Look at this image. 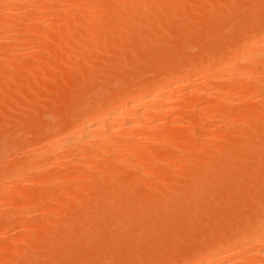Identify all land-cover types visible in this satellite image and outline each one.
I'll list each match as a JSON object with an SVG mask.
<instances>
[{
	"label": "rangeland",
	"instance_id": "374dc122",
	"mask_svg": "<svg viewBox=\"0 0 264 264\" xmlns=\"http://www.w3.org/2000/svg\"><path fill=\"white\" fill-rule=\"evenodd\" d=\"M3 1L0 264H190L264 220V64L218 70L263 36L264 0ZM160 82L178 94L151 131L48 155Z\"/></svg>",
	"mask_w": 264,
	"mask_h": 264
},
{
	"label": "bare ground",
	"instance_id": "6f19581e",
	"mask_svg": "<svg viewBox=\"0 0 264 264\" xmlns=\"http://www.w3.org/2000/svg\"><path fill=\"white\" fill-rule=\"evenodd\" d=\"M1 1V0H0ZM3 1V0H2ZM16 2L15 0H6L5 2ZM19 1V0H18ZM4 2V1H3ZM4 2V3H5ZM7 2V3H8ZM1 3V2H0ZM6 3V4H7ZM12 3H10V4H12ZM5 4V5H6ZM2 5V4H1ZM4 5V4H3ZM2 5V6H3ZM28 5V4H27ZM73 5V4H72ZM1 7V6H0ZM6 9V8H5ZM0 10H2L1 8H0ZM3 11H5V10H3ZM7 12H9V11H5V13H7ZM14 12V11H13ZM4 13V14H5ZM8 14V13H7ZM2 15V14H1ZM9 15V14H8ZM1 19V18H0ZM2 20V19H1ZM5 20V19H4ZM262 34V33H261ZM263 36H255L254 38H252V40H249L250 42H249V44H247V45H245V46H242L243 48H240V51H238V53H236V54H234L233 53V55L230 57H228V62L227 63H225V64H223L222 63V66L221 65H219L218 64V68H219V66H221L220 67V69H218L219 70V72H220V74H221V72L223 73V74H221L222 76L225 74V73H227V74H229V75H232V74H230V73H233L235 76H237V77H242L243 79H248V78H255L254 76H253V74L252 73H249V71L251 70H247L246 71V69L244 70V69H240V70H236V69H234L233 67H234V65L236 64V62L239 64V62L240 61H243V63L245 62V61H248V62H251V63H261L262 61L264 62V34H262ZM262 59H261V58ZM258 58H260V61H258L259 59ZM262 60V61H261ZM258 61V62H257ZM247 62V63H248ZM262 62V65L264 64ZM250 63V64H251ZM246 64V63H245ZM249 64V63H248ZM206 65V64H205ZM208 66V65H207ZM207 66H205V67H207ZM245 66V65H244ZM260 66V65H259ZM211 68H212V66H210ZM215 67V66H214ZM217 67V66H216ZM232 67V68H231ZM199 68V67H198ZM209 68V67H208ZM213 69V68H212ZM215 69V68H214ZM216 70V69H215ZM212 71V70H211ZM229 71V72H228ZM264 74V73H263ZM263 74H261V75H263ZM205 75V74H204ZM229 75H227L228 77H225V79L226 78H228V79H226V81L227 80H229V78H231V77H229ZM234 75H232V76H234ZM224 76H226V74L224 75ZM234 76V77H235ZM256 76V75H255ZM221 77V76H220ZM236 77V78H237ZM260 77V76H259ZM259 77H257V78H255V79H258ZM223 78V77H222ZM233 78V77H232ZM220 79V78H219ZM261 79V78H260ZM176 80H178V78L176 79ZM223 80V79H222ZM174 81H175V79H174ZM174 81H173V83H174ZM165 82V81H164ZM176 82V81H175ZM210 82V81H209ZM229 82V81H228ZM165 83H167V82H165ZM165 83H163L162 82V84H161V82H160V86L158 85V86H155V88L153 89H145L146 91H144V92H142L141 91V93L140 94H138L137 93V97L135 98V96H133V99H131L130 98V100H128V101H124V103H122V104H120L121 106H123V108L122 109H120L121 108V106L120 107H118L119 105H117V106H114L113 108H111L110 109V111L109 112H107L105 115H107V116H103L104 118L102 119V121L101 120H95V121H90V119H89V122H87L86 120V123H85V121L82 123V125L80 126V128H78V129H76L74 132H71V134L70 135H66V140H65V143L63 142V141H61V139H59V140H54V141H52V144H51V148H50V150H48V155H50V156H54L53 154L55 153V152H58V150H60L59 148H61L62 146H64L63 148H65L66 149V147H65V144L66 145H71V144H73L74 143V145H78L77 143L79 142V141H81V140H83L82 142L83 143H86V145H87V142H88V147L91 145V146H93L92 144L94 143V142H91V144H90V141H94L96 138H97V136H101L102 135V137H103V135H104V133H108V134H111L112 133V131L114 132L115 130L117 131V129H120V128H118V126H120V124L121 125H125V127H128V128H131V127H133V128H135V126L136 127H138V126H142V125H145V126H143L144 128H146V124H143L142 123V125H140L139 123H141L142 121H143V119H144V121L146 120V118L148 119V117H151L150 115H149V113L150 112H154V115H156L157 116V114L159 113V116H161V115H164L163 113L164 112H167L169 109L167 108L168 106H170V101H171V97L173 96L174 97V95H176V94H178L176 91H174V92H176V94H174V92H171V89H169L170 88V86L168 87V85H171V84H165ZM177 83V82H176ZM208 83V82H207ZM158 84V83H157ZM164 84V85H163ZM178 84V83H177ZM233 85V84H232ZM173 86V85H172ZM153 87V86H152ZM259 87V86H258ZM175 88V87H174ZM260 88V87H259ZM170 90V92L172 93V94H174V95H172L171 93L169 94L168 93V91ZM140 91V90H139ZM177 91H178V89H177ZM261 91V90H260ZM179 92V91H178ZM183 95V94H182ZM132 97V96H131ZM175 98V97H174ZM177 98V97H176ZM264 101V100H263ZM173 101H171V103H172ZM117 103V102H116ZM133 103H136L135 105H137V106H135V107H133V108H136V111L134 110V114H136V116L133 114V116H135V117H131V115L129 114V116H128V113L130 112V110H129V106H133L134 104ZM115 105V104H114ZM173 105V104H172ZM127 107H129V108H127ZM170 107H172V106H170ZM128 109V110H127ZM164 109V110H163ZM168 109V110H167ZM172 109V108H171ZM170 111V110H169ZM106 112V111H105ZM128 112V113H127ZM161 112H163L162 114H161ZM131 113V112H130ZM156 113V114H155ZM102 114V113H101ZM170 114V113H169ZM103 115V114H102ZM101 115V116H102ZM147 115H149L148 117H146ZM153 116V115H152ZM155 116V117H156ZM92 117V116H91ZM100 117V116H99ZM107 117H109V118H107ZM154 117V116H153ZM154 117V118H155ZM158 117V116H157ZM156 117V118H157ZM175 117V116H174ZM106 118V119H105ZM159 118V117H158ZM100 119V118H99ZM105 119V120H104ZM150 119V118H149ZM162 119H164V118H162ZM161 119V120H162ZM161 120H159V121H161ZM172 121L173 122H175L173 119H172ZM146 122H148V121H146ZM157 122H158V120H157ZM166 122V121H165ZM145 123V122H144ZM156 123V122H155ZM151 124V123H150ZM79 125V124H78ZM150 126V125H149ZM241 127V126H240ZM143 128V129H144ZM151 128H153V127H147L146 129H151ZM244 128V127H243ZM123 129V128H122ZM142 129V128H141ZM71 130H73V129H71ZM128 130V129H127ZM151 131V130H150ZM111 132V133H110ZM136 132V131H135ZM134 132V133H135ZM146 132V131H145ZM63 133V132H62ZM134 133H133V135H134ZM90 134H93V135H96V136H94V139H93V137H92V139L91 140H89V138H91V137H89L90 136ZM113 134V133H112ZM111 134V135H112ZM116 134V133H115ZM137 134H138V132H137ZM135 135H136V133H135ZM146 135V134H145ZM192 135V134H191ZM106 136V135H105ZM126 136V135H125ZM140 136V135H139ZM96 137V138H95ZM98 137V138H99ZM128 137V136H127ZM63 138V137H62ZM87 138V139H86ZM105 138V137H104ZM112 138V137H111ZM64 139V138H63ZM85 139H86V141H85ZM123 139V138H122ZM134 139V138H133ZM102 140V139H101ZM101 140L99 139V141L101 142ZM112 140V139H111ZM137 140V139H136ZM139 140V139H138ZM85 141V142H84ZM97 141H98V139H97ZM97 141H95L96 143H97ZM103 141V140H102ZM105 141H107V140H105ZM130 141V140H129ZM134 141H135V139H134ZM146 141V140H145ZM136 142H138V141H136ZM83 143H80L79 144V146L81 147L82 145H84ZM96 143H94V144H96ZM103 143V142H102ZM127 143V142H126ZM82 144V145H81ZM110 144V143H109ZM132 144H133V142H132ZM145 144V143H144ZM45 145V144H44ZM85 145V146H86ZM114 145H115V143H114ZM113 145V146H114ZM73 146V145H72ZM78 146V147H79ZM102 146H103V144H102ZM123 146V145H122ZM121 146V147H122ZM79 147V148H80ZM94 147H96V146H94ZM100 147V146H99ZM110 147V146H109ZM250 147V146H249ZM79 148H77V152H78V149ZM114 148V147H113ZM81 149H83L84 150V148L83 147H81ZM87 150H88V148H86ZM85 149V150H86ZM92 150V152H95V150H93L91 147H89V150ZM108 150V148H105V150ZM247 149V148H246ZM63 150V149H62ZM62 150H60L61 152H62ZM88 150V151H89ZM113 150V149H112ZM116 150V149H115ZM74 151V150H73ZM79 151H80V149H79ZM82 151V150H81ZM97 151V150H96ZM41 152V151H40ZM72 152V151H71ZM85 152V151H84ZM87 152V151H86ZM60 153V152H59ZM58 154V153H57ZM57 154L55 155V156H57ZM66 154V153H65ZM40 156V155H39ZM42 157H43V155H42ZM46 158V157H45ZM43 159V158H42ZM33 160V159H32ZM40 160V159H39ZM52 160V159H51ZM95 161V160H94ZM32 162V161H31ZM93 162V161H92ZM24 164V163H23ZM27 164V163H26ZM25 164V165H26ZM32 165V164H31ZM35 165V164H34ZM33 165V166H34ZM49 165V164H48ZM88 165V164H87ZM87 165H85V166H87ZM19 166V165H18ZM90 166V165H89ZM88 166V167H89ZM92 166H94V165H92ZM91 166V167H92ZM21 167H22V165H21ZM17 168V167H16ZM38 169V168H37ZM86 169V168H85ZM14 170V169H13ZM25 170V169H24ZM19 173V172H18ZM211 174V173H210ZM15 175V174H14ZM209 175V174H208ZM17 176V175H16ZM159 176V175H158ZM211 176V175H210ZM6 177V176H5ZM21 177V176H20ZM26 177V176H25ZM18 178H19V176H18ZM15 179H17V177L15 178ZM14 180V179H13ZM23 180V179H22ZM30 180V179H29ZM204 180V179H203ZM206 180V179H205ZM208 180V179H207ZM203 181L204 182V184H202V186L203 187H201V189L202 188H204L205 186V183H207L208 181ZM9 181V180H8ZM202 182V183H203ZM174 184V183H173ZM191 184V183H190ZM190 184H189V186H190ZM5 185V184H4ZM7 186V185H6ZM3 187V186H2ZM10 187V186H9ZM200 187H199V189H200ZM175 188H176V186H175ZM2 189V188H1ZM11 189V188H10ZM179 189V188H178ZM177 189V190H178ZM187 189V188H186ZM189 189V188H188ZM7 190H9V189H7ZM167 190V189H166ZM170 190V189H169ZM168 190V191H169ZM196 190H197V192L199 191L197 188H196ZM203 190H205V189H203ZM5 191V190H4ZM167 191V192H168ZM189 191V190H188ZM1 192H3V191H1ZM187 192V191H186ZM167 194H169V193H167ZM1 195V194H0ZM174 195V194H173ZM175 196V195H174ZM160 198V197H159ZM169 198V197H168ZM171 198V197H170ZM170 198H169V200H170ZM259 211H261V210H259ZM5 212V211H4ZM262 212V211H261ZM260 213V212H259ZM256 214V213H255ZM264 215V214H263ZM249 218V217H248ZM246 220V219H245ZM255 221V220H254ZM256 221H258V225H257V227H256V225H254L256 228H248L249 230L247 231L248 233H246V232H244V233H246V234H242V233H240V235H243V236H241V237H239V238H237L238 236H240V235H237L235 238H231V237H229V238H231V240H236V241H234V242H232L231 243V245H229L228 247H226L225 248V244L224 243H221L222 244V246H221V248L224 246V248H222V249H218V250H216V248H215V250L214 249H211L212 251L214 250L215 252H210V253H208L207 254V252H208V250L207 251H205V253L207 254L205 257H201V260H197V258H195L197 261H194L193 260V262L192 263H190V264H264V220H263V218H262V221L261 220H256ZM262 222V223H260V222ZM237 222V221H236ZM235 222V223H236ZM247 222V221H246ZM244 223H245V221H244ZM259 223H260V225H259ZM247 225V224H246ZM245 227V226H244ZM248 227H249V225H248ZM250 229H254V230H252V231H250ZM241 230V229H240ZM239 230V231H240ZM238 234V233H237ZM221 238V237H220ZM221 240H223V239H221ZM229 240V239H228ZM220 242V241H219ZM223 242V241H222ZM218 243V242H217ZM225 243H226V240H225ZM229 243V242H228ZM228 243H226V244H228ZM224 244V245H223ZM220 245V244H219ZM218 244H217V247L219 246ZM214 246V245H213ZM215 247H216V245H215ZM208 248V247H207ZM206 248V249H207ZM219 248V247H218ZM227 250V252H226V250ZM210 250V249H209ZM256 253V254H255ZM253 254H255L257 257L259 256V257H261V258H259L258 260L257 259H255V257L253 258ZM252 256V257H251ZM256 257V258H257ZM193 258V259H194ZM252 258H253V260H252ZM190 260H191V258H189ZM188 260V259H187ZM254 260H257V261H254ZM192 261V260H191ZM251 261V262H250ZM248 262H250V263H248Z\"/></svg>",
	"mask_w": 264,
	"mask_h": 264
}]
</instances>
